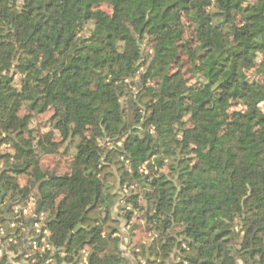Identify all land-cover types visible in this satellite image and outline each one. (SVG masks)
<instances>
[{"label": "trees", "instance_id": "trees-1", "mask_svg": "<svg viewBox=\"0 0 264 264\" xmlns=\"http://www.w3.org/2000/svg\"><path fill=\"white\" fill-rule=\"evenodd\" d=\"M263 104L264 0H0V226L33 199L28 264H130L116 235L143 211L148 264H264Z\"/></svg>", "mask_w": 264, "mask_h": 264}, {"label": "rangeland", "instance_id": "rangeland-1", "mask_svg": "<svg viewBox=\"0 0 264 264\" xmlns=\"http://www.w3.org/2000/svg\"><path fill=\"white\" fill-rule=\"evenodd\" d=\"M102 10L105 11V12H110V10L108 8H106V7H102ZM190 34H191V32H190ZM188 37H189V34L187 33L184 38H188ZM196 46L194 45V47L196 48L195 51L197 52L198 49H197ZM259 60H260V56L258 55L255 61H259ZM253 72L254 71H251V72L248 73V75H250V79H249L250 81H257V82H259L261 79H263V77H261V76L251 75V74H253ZM185 77L188 78L189 77V74L186 73L185 74ZM189 83L192 84L193 83V80H190ZM132 89L134 90V88H132ZM244 107L245 106L243 104H233L231 106V111L230 112L242 110ZM261 109L264 111V104L261 105ZM26 114H33V113L29 112L25 107H23L21 109V115H26ZM51 115H52V111H50V110L48 112H46L45 114H42V115H34L33 120L31 122V125H30V129L31 130H35L36 131L35 134L36 133L44 134V133L48 132L51 129V126L48 123V120L50 119ZM54 138H55V140H59L58 136H56V135L54 136ZM0 151L3 152V153L8 152L9 154H12L11 150H9L8 145H5V144L2 145ZM66 151H67V154H65ZM74 152H75L74 147H69L68 146V143H65L60 148L58 154H55V155H47V156H44L42 158L44 167L49 172L62 173L63 170L57 166V163L59 161L65 160L67 157H71L74 154ZM127 166H129V165H127ZM139 170H140L139 172H141L143 174H145V173L148 174V172L143 167H141ZM165 170H166V168L163 167V169L160 172L165 171ZM153 177L154 176H153L152 173H149L148 174V178L150 180ZM149 188H150V186L147 187V189H149ZM137 190H140V188H138ZM124 193L126 194V192H124ZM117 200H118L117 197L116 198L115 197L114 198H111V201L114 204L116 203L111 208V215L112 216L118 214V211H119L120 201L118 202ZM141 205H142V202H141ZM129 208H127V209H129ZM143 216H144L143 211L134 212L133 213V216L131 218L130 224L138 225L139 227H137V228L140 231H137L139 233H136V235H134V237H135L134 239L135 240H134V242L131 245H129L128 251L126 250V248L124 249V247L121 246L122 247V250H123V252L125 254L128 253V252H130L129 254L131 256H135V258L136 257L139 258V261L142 260V263H140V264H145V260H144L145 258L141 254V250H140L141 248H140V246H142V245H148L149 242H150V240L153 238V237H151V235L145 233V220H144ZM123 235L126 237L127 236V231H124ZM135 241H136V243L139 242L140 244L139 245H136L135 244ZM136 249H138V252L132 254L133 252H135L134 250H136Z\"/></svg>", "mask_w": 264, "mask_h": 264}, {"label": "crops", "instance_id": "crops-1", "mask_svg": "<svg viewBox=\"0 0 264 264\" xmlns=\"http://www.w3.org/2000/svg\"><path fill=\"white\" fill-rule=\"evenodd\" d=\"M1 166L2 165H0V167ZM1 196H3V194H1ZM34 206H35L34 200L31 199L30 202H28L26 207L23 209H27L28 212L31 211L32 213H28L26 216H22L23 217L22 219L25 220L26 218H28V217L32 216V214H34V211L37 209V208H35V210H34ZM2 209H3L2 205L0 204V222H2L3 220L6 221L8 219V208H4V210H2ZM18 210H19L18 206L14 207V213ZM44 217L45 216L43 214L40 215L42 222L44 221ZM113 217L117 218L118 214L114 215ZM11 224L12 223L9 224V228H12ZM137 227H139V226L135 225V224H130V223L126 226L124 221H122V223H121L119 234L116 236L122 237V245L121 246L124 247V249L126 248L127 251H128L129 245H131L135 240L134 235H136V233H139L137 231H140V230H138ZM131 228H135V229H133L130 232ZM28 230H29V228H27L25 231L23 229H20V232L18 234L12 235V234H7V231L3 227L0 226V264H27L26 262H24L23 257L27 253L32 254L33 252L37 251V250H35V251L33 250L32 242H34V241H41L44 244L41 248H44V250L47 249V246L45 245V240H44L45 236L47 235V230H46L45 226L43 228L44 234L42 235V237H37L36 239L33 238V235H32L33 231L31 230L32 232L30 233V237L32 238V241L28 245V249L24 248V240L26 238ZM124 231H127L126 237L123 235ZM130 233L131 234L134 233V235L131 236ZM18 238L19 239L21 238L20 243H19ZM19 244H21L20 245L21 247H19V249H18L17 247ZM122 247H121V251L123 253V256L127 260H129L130 264L142 263V260L139 261V258H137V257L135 258V256H131L129 254L130 252L125 254L122 250ZM86 249L88 250V252L90 251L89 248H86ZM43 251L40 250V252H43ZM134 251L135 252H133V253H137L138 249H136ZM77 264H81L80 259H78ZM88 264H89V262H88ZM145 264H148V262L146 261Z\"/></svg>", "mask_w": 264, "mask_h": 264}, {"label": "built area", "instance_id": "built-area-1", "mask_svg": "<svg viewBox=\"0 0 264 264\" xmlns=\"http://www.w3.org/2000/svg\"><path fill=\"white\" fill-rule=\"evenodd\" d=\"M17 213H19V215H18L19 222H18V224L12 222L11 227L14 228V227H16L18 225V227H20L21 229H23L25 231L26 227L24 228L22 226V221L24 220V219H22L23 218L22 216H26L28 213H32V212L31 211L28 212L27 209H23L21 212H19V211L15 212V214H17ZM32 217L36 218V216H34V214H32ZM31 230L33 231L32 235H33L34 239L36 238V236L37 237H42V235L44 234V230H43V227H42V219L41 218H39V222L33 224ZM29 238H30V241H29L28 245L32 241V238L30 237V234H29ZM32 246H33V250L34 251L35 250H39L38 247H37L36 241L32 242ZM26 249H28V246H27ZM40 250L43 251L44 248H40ZM88 255H89V252H88V250L86 248L81 250L80 256H79L81 264H88ZM30 259H32V254H30V253H27L23 257L24 262H27V264L30 261Z\"/></svg>", "mask_w": 264, "mask_h": 264}, {"label": "water", "instance_id": "water-1", "mask_svg": "<svg viewBox=\"0 0 264 264\" xmlns=\"http://www.w3.org/2000/svg\"><path fill=\"white\" fill-rule=\"evenodd\" d=\"M1 197H3V196H1ZM41 207H42V205L39 204L38 207H37V209H36L35 212H34V216H36V215L40 212ZM33 224H34V220L32 219V220H30L29 230H28V233H27L26 238H25V240H24V248H27L28 243H29V241H30L29 234H30V230H31ZM80 228H81V224H78V226L74 229V232H77ZM133 229H135V228H131L130 232H131Z\"/></svg>", "mask_w": 264, "mask_h": 264}]
</instances>
